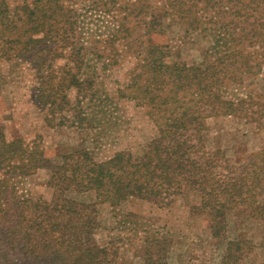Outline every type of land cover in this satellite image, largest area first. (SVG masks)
<instances>
[{
  "label": "trees",
  "instance_id": "1",
  "mask_svg": "<svg viewBox=\"0 0 264 264\" xmlns=\"http://www.w3.org/2000/svg\"><path fill=\"white\" fill-rule=\"evenodd\" d=\"M65 1L33 0L12 12L7 1L0 0V53L7 59L10 53L29 59L37 73L52 63L57 50L69 43V32L77 30L78 16ZM200 3L215 9L212 18L219 19L213 21L212 31L222 38L199 63H167L168 47L150 39L162 23L156 14L144 22L149 38L136 56L139 63L127 97L146 108L157 135L140 157L122 151L98 162L82 148L48 166L39 146L7 140L0 129V264H118L115 244L101 246L93 238L100 226L97 203L115 208L136 199L164 208L189 195L198 197L192 210L206 216L212 239L226 241L221 264H242L253 245L228 240V213L244 207L249 218L264 221V150L234 166L224 152L205 149L203 133L211 117L208 111L264 128L261 94H225L228 85L243 86L244 76L264 74V0H166L162 15L172 9L174 21L188 19V27L197 28L200 21L191 10ZM127 11L112 29L109 43L129 32L125 23L131 14L143 13L133 4ZM80 50L72 48L66 70L53 71L54 80H42L38 88L50 118L70 111L64 107L73 99L72 104H79L83 93L92 89L93 80L80 76L87 63ZM43 168L50 171V198L18 195L16 179ZM88 192L95 193L96 202L70 197ZM124 217L129 222L136 216ZM140 249L142 264H167L166 239L146 237Z\"/></svg>",
  "mask_w": 264,
  "mask_h": 264
},
{
  "label": "rangeland",
  "instance_id": "2",
  "mask_svg": "<svg viewBox=\"0 0 264 264\" xmlns=\"http://www.w3.org/2000/svg\"><path fill=\"white\" fill-rule=\"evenodd\" d=\"M6 1L12 12H20L23 5L33 0ZM165 1L66 0V5L78 16L77 30L69 32V43L59 48L55 57L49 55L48 58L54 57V61H48L39 73L29 59L15 57L14 53L7 59L0 53V129L6 139H22L30 146H39L48 166L59 163L63 155L82 148L98 162L122 151L140 157L157 135L146 108L127 97L132 71L139 63L136 56L143 51L149 38L144 33V22L156 14L162 23L150 39L168 47L167 63H199L222 38L212 31L213 21L219 19L212 18L216 16L215 9H204L201 3L193 7L191 12L200 25L190 28L188 19L174 21L172 9L162 15ZM132 4L142 7L143 13L131 14L125 23L129 32L120 35L114 44L109 43L112 29L126 16L127 6ZM223 17L230 20V17ZM72 48L82 49L81 54L86 56L87 63L80 76L92 79L93 86L80 97V105L72 104L73 99L70 106L64 107L66 110L71 107L70 111L50 118L48 106L38 97V88L42 87V80H54L53 71L66 70ZM243 79L241 87L228 85L226 96L235 98L257 92L264 103V74L244 76ZM71 94L70 98L74 96ZM206 114L211 116L206 119L203 133L207 151L224 152L234 166H239L248 155L264 150V128H258L256 123L211 115L209 111ZM49 174V169L43 168L31 176L16 179L18 195L50 198L51 190L46 184ZM70 197L85 203H94L97 199L93 192L73 193ZM197 204L195 195L179 197L174 204L164 208L136 199L115 208L108 203H97L100 226L93 238L101 246L115 244L118 264H142L140 248L146 237L154 236L168 241L167 264H221L226 241L212 239L206 216L192 210ZM127 214L136 216L129 218L131 223L124 217ZM228 217V240H247L253 245L242 264H264V221L249 218V210L244 207L229 212Z\"/></svg>",
  "mask_w": 264,
  "mask_h": 264
}]
</instances>
